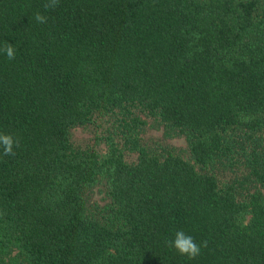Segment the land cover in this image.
<instances>
[{
    "label": "trees",
    "instance_id": "obj_1",
    "mask_svg": "<svg viewBox=\"0 0 264 264\" xmlns=\"http://www.w3.org/2000/svg\"><path fill=\"white\" fill-rule=\"evenodd\" d=\"M46 2L0 0V133L20 143L0 148V264H264V0ZM143 115L188 156L143 142Z\"/></svg>",
    "mask_w": 264,
    "mask_h": 264
},
{
    "label": "rangeland",
    "instance_id": "obj_2",
    "mask_svg": "<svg viewBox=\"0 0 264 264\" xmlns=\"http://www.w3.org/2000/svg\"><path fill=\"white\" fill-rule=\"evenodd\" d=\"M146 123L144 125V130L141 133L143 142L153 145L160 144L166 147L171 148L173 151L180 153L183 156H188V147L187 141L184 135H174V136H164L163 128L161 126H157L152 118L142 116ZM108 126L107 123L99 122L98 126L95 124H90L85 127L76 126L71 129V139L80 145H92L94 141H96L95 135L99 132H104L105 127ZM106 130V129H105ZM95 147L104 152L106 150V144L103 141L97 142ZM135 153L133 152H125V158L129 161L135 158ZM229 171H226L221 176L222 183H227L233 178L236 179L240 177L241 170L240 167H234L229 169L224 167ZM231 171V172H230ZM250 186H253L250 184ZM260 190L264 194V187H261ZM106 186L103 181L86 190V196L88 199V204L90 206H95L97 208L104 206L109 200V197L106 194ZM98 209L90 208L91 212H95ZM17 253L16 250H13L12 256Z\"/></svg>",
    "mask_w": 264,
    "mask_h": 264
},
{
    "label": "clouds",
    "instance_id": "obj_3",
    "mask_svg": "<svg viewBox=\"0 0 264 264\" xmlns=\"http://www.w3.org/2000/svg\"><path fill=\"white\" fill-rule=\"evenodd\" d=\"M59 6V0H47L44 4L45 10L54 9ZM34 19L37 23H47L48 17L41 12L34 14ZM8 60H14L16 57V49L12 44L7 43L2 49H0ZM19 139L12 134L0 133V148L3 150L4 156H15L16 152L14 149L19 148ZM166 244L174 248L176 252L187 257L189 260H194L201 255L202 249L207 247V242L204 241L198 244L195 238L186 233L183 230H178L174 233V238L166 241Z\"/></svg>",
    "mask_w": 264,
    "mask_h": 264
}]
</instances>
